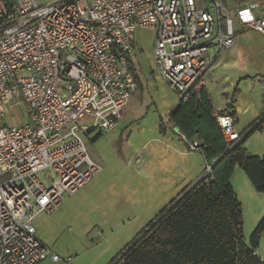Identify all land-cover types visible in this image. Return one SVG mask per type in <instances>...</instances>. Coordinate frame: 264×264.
I'll return each instance as SVG.
<instances>
[{
    "label": "built area",
    "instance_id": "1",
    "mask_svg": "<svg viewBox=\"0 0 264 264\" xmlns=\"http://www.w3.org/2000/svg\"><path fill=\"white\" fill-rule=\"evenodd\" d=\"M204 2L0 0V119L10 104L28 112L24 125H0V264L45 261L50 253L34 220L102 171L84 138L110 133L137 89L129 70L137 29L154 34L153 67L183 103L207 93L213 56L234 46L231 13L264 37V0H231V9ZM212 117L229 152L242 136L231 117ZM48 171L50 186L38 177ZM210 173L205 165L201 178Z\"/></svg>",
    "mask_w": 264,
    "mask_h": 264
},
{
    "label": "rangeland",
    "instance_id": "2",
    "mask_svg": "<svg viewBox=\"0 0 264 264\" xmlns=\"http://www.w3.org/2000/svg\"><path fill=\"white\" fill-rule=\"evenodd\" d=\"M38 1L48 4L56 0ZM204 1L199 0V3H205ZM210 5L208 2L204 7L213 13ZM230 18L233 21L236 47L222 51L221 55L235 58V69L248 73L255 80L253 87L259 93L264 87V37L241 27L233 13ZM134 38L135 48L130 67L138 87L125 108L129 111L130 119L116 131L113 129L114 131L102 133L101 136L94 131L84 138L89 157L93 160L94 153H98L102 158L98 164L102 171L75 194L66 197L64 203L53 213L40 214L35 219L33 225L37 237L50 253L40 264H109L154 217V212L150 214L143 210L149 207L141 202L147 195L135 189L137 180L132 172L123 170L122 165L127 163L125 161L128 157L132 156L133 161L134 151L141 141L152 138L153 134L148 128L152 126L153 120L159 121L162 102L176 101L177 104L179 100L158 78L150 61L154 34L137 29ZM228 63L233 61L229 60ZM207 78L208 75L205 80L207 87H210L211 82ZM229 94L230 97L236 94L237 100L239 89L232 88ZM5 113V118L0 119L1 126L27 123L28 112L22 104L7 105ZM120 122L119 120L116 124ZM140 127L145 128L142 131ZM263 127L264 124L261 125L262 130ZM261 129L251 133L242 145L252 157L264 156V130ZM51 176L50 171L38 175L46 186L51 185ZM115 182L118 188L112 193ZM231 185L241 205L244 242L251 248L253 233L264 216V192L257 191L244 170L238 166L233 170ZM110 204H114V208ZM127 215L130 218H125ZM114 216L117 217L116 220ZM255 253L264 262V232L256 242ZM52 255L57 256L58 261H52Z\"/></svg>",
    "mask_w": 264,
    "mask_h": 264
},
{
    "label": "trees",
    "instance_id": "3",
    "mask_svg": "<svg viewBox=\"0 0 264 264\" xmlns=\"http://www.w3.org/2000/svg\"><path fill=\"white\" fill-rule=\"evenodd\" d=\"M129 70L136 79L130 62ZM235 104L236 94L227 109L232 111ZM212 115L205 91L191 95L185 103L179 101L170 112L167 123L178 130L187 148L200 143L196 151L211 167V173L161 210L109 264H264L255 253L256 242L264 232V216L250 248L243 238L241 205L230 183L238 166L253 187L264 192V156L247 157L242 146L262 124L256 123L226 154L228 146ZM165 131L166 123L160 117L159 132Z\"/></svg>",
    "mask_w": 264,
    "mask_h": 264
},
{
    "label": "crops",
    "instance_id": "4",
    "mask_svg": "<svg viewBox=\"0 0 264 264\" xmlns=\"http://www.w3.org/2000/svg\"><path fill=\"white\" fill-rule=\"evenodd\" d=\"M221 1L227 9H231V0ZM235 47L236 43L228 50H233ZM222 53L213 56L212 64L204 76L206 87L208 86L205 80L206 75L211 82L210 87H207V94L213 108V115L223 117L232 115L235 131L243 136L248 134L256 123L264 124V87L262 91L256 93V89L253 87L255 80L248 73L235 69L234 65L237 61L235 58L223 57ZM229 60H232L233 63H228ZM150 61L152 62V52ZM130 64H132V59ZM235 87L239 89L240 94L233 110L230 111L227 109L228 103L232 99L229 91ZM136 92L137 90L133 95ZM177 104L176 101L162 102L161 118L166 123L165 133L160 134L159 121L153 120L152 126L148 128L153 134L152 138L141 141L139 147L134 151V162L131 161V156L125 161L127 163L122 165V169L132 172L137 180L138 184L135 189L147 195L141 202L149 207L143 210L149 211L150 214L154 212V217L151 215L153 218L148 221V224L172 201L177 200L183 193L196 185L203 176L205 167L203 156L197 151L188 150L180 135L167 123L170 112ZM128 112L124 111L121 122L114 128L115 131L130 119ZM144 128L140 127L142 131ZM263 130L261 129V131ZM247 157L252 156L247 154ZM93 158L92 161L97 164L102 160L98 153H94ZM137 160L138 162H136ZM116 188H118V184L115 182L112 193ZM141 202L139 204H142ZM112 206L111 208H114V204ZM116 218L114 216L115 220ZM125 218H130V215Z\"/></svg>",
    "mask_w": 264,
    "mask_h": 264
},
{
    "label": "water",
    "instance_id": "5",
    "mask_svg": "<svg viewBox=\"0 0 264 264\" xmlns=\"http://www.w3.org/2000/svg\"><path fill=\"white\" fill-rule=\"evenodd\" d=\"M174 131H175L176 133H178V130H177L176 128L174 129ZM227 153H228V152H226V154H227Z\"/></svg>",
    "mask_w": 264,
    "mask_h": 264
}]
</instances>
